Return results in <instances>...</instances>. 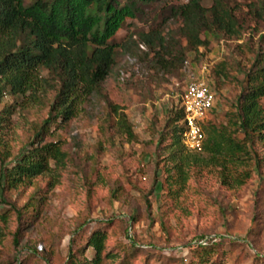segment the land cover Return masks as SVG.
Segmentation results:
<instances>
[{"label":"rangeland","instance_id":"374dc122","mask_svg":"<svg viewBox=\"0 0 264 264\" xmlns=\"http://www.w3.org/2000/svg\"><path fill=\"white\" fill-rule=\"evenodd\" d=\"M222 2L234 11L239 33L209 36L210 45L198 52L182 35L179 7L187 0L141 4L136 17L126 19L101 90L65 128L40 137L61 143L68 154L64 169L30 187L8 189L0 182V264H68L71 256L86 264L94 259L89 239L98 231L106 234L101 264H190L200 246L215 249L210 264H264V170L253 165L245 185L225 186L218 165L207 166L205 146L200 152L183 142L174 147L169 128L187 84L204 77L218 93L203 127L207 142L209 123L227 125L226 115L264 53V15L253 11L259 0ZM202 4L211 8L213 0ZM221 64L228 77L214 75ZM43 77L50 79L48 72ZM58 90L44 84L26 96L4 97L0 112L15 107L1 135L12 153L6 166L29 151ZM120 114L132 125L135 142L120 129ZM174 153L186 163L179 194L170 187Z\"/></svg>","mask_w":264,"mask_h":264},{"label":"trees","instance_id":"16d2710c","mask_svg":"<svg viewBox=\"0 0 264 264\" xmlns=\"http://www.w3.org/2000/svg\"><path fill=\"white\" fill-rule=\"evenodd\" d=\"M156 1L159 0H31L27 4L26 0H0V104L8 94L26 96L44 84L56 90L59 87L49 118L36 134L35 142L11 166L5 165L12 156L10 145L1 135L10 124L15 107H6L0 112L2 186L8 189L30 187L37 178L64 169L68 154L61 143H45L40 137L51 134L53 127L65 128L75 118L79 106L101 90L115 65L117 33L127 18L136 17L141 4ZM255 8L256 5L255 14L263 17L264 0H259V7ZM179 14L183 20L182 35L191 52L208 47L209 36L224 33L232 37L240 30L234 11L225 7L222 0H213L211 8L204 7L202 0H187L180 5ZM151 40L150 35L145 37L149 45L153 43ZM158 60L165 62L164 57ZM44 72H48L50 79H44ZM213 73L228 77L223 64ZM211 85L217 92L216 84ZM263 100L264 53L247 75L237 105L226 115L227 125L209 123L207 128L205 150L211 153L207 166L218 165L225 186L245 185L252 178L253 165L264 170ZM184 119L180 104L169 125L174 147L183 142ZM119 125L129 142L137 140L125 114L119 115ZM171 162L175 173L170 187L179 194L187 181L186 163L176 153ZM18 214L23 216V212ZM105 241L104 232L91 236L89 244L95 256L86 264L102 263ZM214 254L213 247L200 246L196 261L190 264H210ZM68 264L84 263L71 256Z\"/></svg>","mask_w":264,"mask_h":264},{"label":"built area","instance_id":"2783aa9c","mask_svg":"<svg viewBox=\"0 0 264 264\" xmlns=\"http://www.w3.org/2000/svg\"><path fill=\"white\" fill-rule=\"evenodd\" d=\"M218 101V94L209 80L204 77L191 80L181 96L184 110V146L194 152L203 150L206 142L204 124L212 115Z\"/></svg>","mask_w":264,"mask_h":264}]
</instances>
